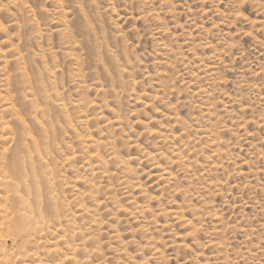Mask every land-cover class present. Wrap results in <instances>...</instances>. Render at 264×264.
<instances>
[{
    "label": "rangeland",
    "instance_id": "374dc122",
    "mask_svg": "<svg viewBox=\"0 0 264 264\" xmlns=\"http://www.w3.org/2000/svg\"><path fill=\"white\" fill-rule=\"evenodd\" d=\"M0 23V120L9 103L29 119L24 96L44 89L68 106L67 123L39 104L58 130L48 163L63 228L51 221L26 253L72 264L61 236L76 220L81 264H264V0H0ZM2 214L0 258L19 262Z\"/></svg>",
    "mask_w": 264,
    "mask_h": 264
},
{
    "label": "bare ground",
    "instance_id": "6f19581e",
    "mask_svg": "<svg viewBox=\"0 0 264 264\" xmlns=\"http://www.w3.org/2000/svg\"><path fill=\"white\" fill-rule=\"evenodd\" d=\"M142 1V0H141ZM7 2V1H6ZM21 2V1H20ZM13 3V2H12ZM55 3V2H54ZM138 3V2H137ZM9 4V3H8ZM14 4V3H13ZM12 4V6H13ZM6 6V5H5ZM9 6V5H8ZM55 6V5H54ZM18 8V7H17ZM8 9V8H7ZM59 13V12H58ZM115 13V12H114ZM61 15V14H60ZM64 16V15H63ZM61 17V16H60ZM239 18V17H238ZM236 19V18H235ZM60 21V20H59ZM63 21V20H62ZM61 22V21H60ZM59 22V23H60ZM1 24V23H0ZM15 24V23H14ZM36 24V23H35ZM12 25V24H11ZM18 26V25H17ZM34 26V25H33ZM36 26V25H35ZM37 28V27H36ZM38 29V28H37ZM61 33V32H60ZM67 35V34H66ZM34 36V35H33ZM120 36V35H119ZM69 37V36H68ZM121 37V36H120ZM67 38V37H66ZM68 39V38H67ZM115 40V39H114ZM122 40V39H121ZM68 41V40H67ZM97 41V40H96ZM105 42V41H104ZM92 43V42H91ZM118 43V42H117ZM101 44V43H100ZM95 45V44H94ZM97 46V45H96ZM109 47V46H108ZM98 48V47H97ZM98 50V49H97ZM103 50V49H101ZM67 51V50H66ZM117 51V50H116ZM51 52V51H50ZM64 52V51H63ZM97 52V51H96ZM20 53V52H19ZM55 53V52H54ZM103 53V52H102ZM108 53V52H107ZM114 53V52H113ZM18 54V53H17ZM99 54V53H98ZM110 54V53H109ZM53 55V54H52ZM55 55V54H54ZM73 55V54H72ZM103 55V54H102ZM124 55V54H123ZM18 56V55H17ZM40 56V55H39ZM119 56V54H118ZM122 56V55H121ZM99 57V56H98ZM111 57V56H110ZM125 57V55H124ZM15 58V57H14ZM23 58V57H22ZM48 58V57H47ZM50 58V57H49ZM53 58V57H52ZM100 58V57H99ZM121 58V57H120ZM127 58V57H126ZM29 59V58H28ZM98 59V58H97ZM114 62H117V58H113ZM119 59V58H118ZM128 59V58H127ZM65 60V59H64ZM103 60V59H102ZM116 60V61H115ZM20 61V60H19ZM53 61V60H51ZM124 61V60H123ZM32 62V61H31ZM22 63V62H21ZM74 63V62H73ZM82 63V62H81ZM19 64V63H18ZM104 65V63H102ZM118 64V63H117ZM7 65V64H6ZM55 65V64H54ZM81 66V65H80ZM115 66V65H113ZM117 66V65H116ZM124 66V65H123ZM49 68V67H48ZM82 68V67H81ZM104 68V67H103ZM100 69V68H99ZM110 69V67H109ZM48 70V69H47ZM51 70V69H50ZM99 71V70H98ZM97 71V72H98ZM122 71V70H121ZM120 71V72H121ZM21 72V71H20ZM44 72V71H43ZM108 72V71H107ZM123 72V71H122ZM127 72V71H126ZM27 74V73H25ZM23 74V75H25ZM39 74V73H38ZM83 74V73H82ZM86 74V73H85ZM110 74V73H109ZM112 74V73H111ZM122 74V73H121ZM73 75V73H72ZM107 75V74H106ZM120 75V74H119ZM28 76V75H27ZM32 76V75H31ZM46 76V75H45ZM53 76V75H52ZM88 76V75H87ZM100 76V75H99ZM111 76V75H110ZM51 77V76H50ZM121 77V75H120ZM23 78V77H22ZM86 78V77H85ZM100 78V77H99ZM125 78V77H124ZM23 84L25 85L26 83H28V77L26 79V77L23 78ZM37 79V77H36ZM101 79V78H100ZM104 79V78H103ZM131 79V78H130ZM40 80V79H39ZM38 80V81H39ZM99 80V79H98ZM117 80V79H116ZM48 82V81H47ZM87 82V81H86ZM110 82V81H109ZM31 83V82H29ZM112 83V82H111ZM118 83V82H117ZM3 84V83H2ZM20 84V83H19ZM35 84V83H34ZM56 84V83H55ZM31 85V84H30ZM41 85H43L42 81L36 82V86L37 89L40 90L41 89ZM87 85V84H86ZM113 85V84H112ZM115 85V84H114ZM29 86V85H27ZM85 86V85H84ZM110 86V85H109ZM30 87V86H29ZM32 87V85H31ZM58 87V85H57ZM86 87V86H85ZM111 87V86H110ZM126 87V86H125ZM129 87V86H128ZM131 87V86H130ZM129 87V88H130ZM36 88V87H35ZM94 88V87H93ZM102 88V87H100ZM10 89V88H9ZM12 89V88H11ZM33 89V88H31ZM90 89V88H89ZM92 89V88H91ZM103 89V88H102ZM105 89V88H104ZM57 90V89H56ZM60 90V89H59ZM93 90V89H92ZM98 90V89H97ZM132 90V89H131ZM33 90H31L32 92ZM35 91V90H34ZM44 95L41 97L39 96V98H41L40 101H42L44 104H46L48 107L49 105H51L54 109L58 110L64 117L66 122L68 123V117H67V111H68V106L66 107V105L64 103H59V102H53V97L52 95H49L48 89H44ZM53 91V90H51ZM96 91V90H95ZM100 91V90H99ZM126 91V90H125ZM128 91V90H127ZM129 92V91H128ZM131 92V91H130ZM133 92V91H132ZM29 93V92H28ZM42 92L40 91V94ZM52 93V92H51ZM55 93V91H54ZM58 93V92H57ZM99 93V92H97ZM56 94V93H55ZM53 94V95H55ZM7 95V94H6ZM105 95V94H104ZM108 95V94H107ZM106 95V96H107ZM4 96V95H2ZM123 96V95H122ZM8 97V96H7ZM116 97V96H115ZM4 98V97H3ZM10 98V97H9ZM37 98V97H36ZM35 98V99H36ZM64 98V97H63ZM106 98V97H103ZM5 99V98H4ZM11 99V98H10ZM23 99V98H22ZM24 99L26 100L25 102V106L26 108H28V113H29V119H24L23 115L21 113H18L16 111H14V107L12 104H6L4 106L6 113L9 115L8 118L12 117V122L15 124H18V126L20 125V131L18 130V134H15L14 136L16 137L17 141V147L10 150V149H5L4 152L0 153V215L1 213H5L10 214L11 218L7 220L11 221L12 224V230L10 232V236L13 238V242L12 244H14V246L11 244V246L14 247L15 251L17 250H22L19 252L20 258H19V262L18 261H13L11 258H7L8 257V253L6 252L5 248L3 249V245L1 246L3 249V256H1L0 258V264H44L40 258L38 259V255L36 253L30 255L28 253H26V245L27 243L30 241V238H39V237H44L46 236L48 233H51V225L54 223L51 221H55L57 222L56 224H58L57 227H62L63 225L61 224L62 222V210L59 206V203H61L59 201V196H57V192L55 191V186L56 183L58 184V182L56 181V178L54 176V171L53 168H50L49 165V161H48V157L50 155H52V153L56 150L58 146V130H57V125L56 123H54V121L52 120V113H51V109L50 108H46L43 109L41 108L40 101L39 100H35L34 96L32 94H28L24 96ZM62 99V98H61ZM109 100V99H108ZM116 100H120V99H116ZM136 100V99H134ZM6 101V100H5ZM39 101V102H38ZM64 101V100H63ZM142 101V100H141ZM9 102V101H8ZM136 102V101H135ZM108 103V102H106ZM105 103V104H106ZM114 103V102H113ZM5 104V103H4ZM85 104V103H84ZM83 104V106H84ZM42 105V103H41ZM74 105V103H73ZM76 105V104H75ZM112 105V104H111ZM116 105V104H115ZM17 106V105H16ZM77 106H79L77 104ZM81 106V105H80ZM109 106V104H108ZM107 106V107H108ZM147 106V105H146ZM85 107V106H84ZM3 108V109H4ZM79 108V107H78ZM111 108V106H110ZM117 108V106H116ZM77 109V107H76ZM100 109V108H99ZM107 109V108H106ZM118 109V108H117ZM79 110V109H78ZM101 110V109H100ZM108 111V110H107ZM112 112V111H111ZM121 112V111H120ZM172 112V111H170ZM169 112V113H170ZM122 113V112H121ZM5 114V113H4ZM98 114H101L98 112ZM171 114V113H170ZM2 114H0L1 117ZM123 116V114H121ZM97 116V115H96ZM7 117V116H6ZM5 117V118H6ZM9 118V119H10ZM70 118V117H69ZM123 120V119H120ZM76 121V120H75ZM119 121V120H117ZM12 122H7V118L6 121H2L0 120V137L3 138V142H7L9 144V141L12 138L9 137H5V136H9L11 134V123ZM28 122H30L29 124H27ZM85 122V121H84ZM120 122V121H119ZM175 122V121H174ZM82 123V121H81ZM108 123V122H107ZM122 123V122H121ZM184 123V122H183ZM32 124L34 126V128H37V130H39L42 134L41 138L42 140H38L36 139L30 132V128L28 125ZM118 124V122H116V125ZM75 126V125H74ZM120 126V125H118ZM108 127V126H107ZM184 127V126H183ZM122 128V127H119ZM18 129V128H16ZM75 129V128H74ZM114 129V128H113ZM183 129V128H182ZM109 130V129H108ZM123 130V129H122ZM125 130V129H124ZM75 131V130H74ZM77 131V130H76ZM75 131V132H76ZM110 131V130H109ZM64 132V131H63ZM17 133V132H16ZM77 133V132H76ZM170 133V132H168ZM85 134V133H84ZM106 134V133H105ZM110 134V132H109ZM173 134V133H172ZM77 135V134H76ZM149 135V134H148ZM13 136V135H12ZM104 136V135H103ZM107 136V135H106ZM117 136V135H116ZM158 136V135H157ZM166 136V135H165ZM176 136V135H175ZM180 136V135H179ZM170 137V136H169ZM168 137V138H169ZM183 137V135H182ZM81 138V137H80ZM79 138V139H80ZM102 138V137H101ZM166 138V139H168ZM172 138V137H171ZM178 138V137H177ZM105 139V138H104ZM107 139V138H106ZM118 139V138H117ZM161 139V138H160ZM176 139V138H175ZM87 140V138H86ZM119 140V139H118ZM163 140V139H161ZM170 140V139H169ZM179 140V138H178ZM181 140V139H180ZM216 140V139H215ZM14 141V140H13ZM71 141V140H70ZM107 142V140H105ZM110 141V140H109ZM167 141V140H166ZM171 142V141H170ZM6 143V144H7ZM80 143V142H79ZM134 143V142H133ZM174 143V142H172ZM179 143V142H178ZM111 144V143H110ZM167 144V143H165ZM187 144V143H185ZM93 145V147H92ZM101 144H99V142H91L90 145H88L91 149L94 148V146H99ZM105 145V144H102ZM112 145V144H111ZM169 145V144H168ZM181 145V144H180ZM189 145V144H188ZM68 146V145H67ZM108 146V145H106ZM165 146V145H164ZM87 147V146H86ZM88 147V148H89ZM100 147V146H99ZM169 147V146H167ZM60 148V147H59ZM58 148V149H59ZM62 148V147H61ZM67 148V147H66ZM84 148V147H83ZM101 148V147H100ZM105 149V147L102 146V149ZM178 148V146H177ZM63 149V148H62ZM73 149V148H72ZM95 149V148H94ZM111 149V147H110ZM186 149V148H185ZM77 150V149H76ZM112 150V149H111ZM114 150V149H113ZM182 150V149H181ZM88 151V150H87ZM110 151V150H109ZM108 151V152H109ZM172 151V150H171ZM75 152V151H73ZM97 152V151H96ZM95 152V153H96ZM178 152V151H177ZM84 153V152H82ZM94 152L91 151V154H93ZM94 153V154H95ZM98 153V152H97ZM97 153L94 155L95 158H97ZM107 153V152H106ZM113 153V152H111ZM175 153V152H174ZM86 154V153H85ZM176 154V153H175ZM79 155V154H78ZM90 155V154H89ZM148 155V154H147ZM150 155V154H149ZM72 156V155H71ZM81 156V155H80ZM83 156V155H82ZM102 156V155H101ZM113 156V155H112ZM111 157V155H110ZM116 157V155H115ZM118 157V156H117ZM116 157V158H117ZM74 158V157H73ZM91 158H93L91 156ZM99 158V157H98ZM97 158V159H98ZM100 159V158H99ZM120 159V158H119ZM186 159V158H184ZM189 159V158H188ZM69 160V159H68ZM87 160V158H86ZM94 160V158H93ZM101 160V159H100ZM182 160V159H181ZM187 160V159H186ZM72 161V160H70ZM69 161V162H70ZM122 161V160H121ZM149 161V160H148ZM177 161V160H176ZM184 161V160H183ZM68 162V161H67ZM89 162V161H88ZM87 162V163H88ZM96 162V161H95ZM99 162V161H98ZM171 162V161H170ZM101 164H99L100 166L106 165L105 162H100ZM168 163V162H167ZM189 163V162H188ZM53 164V163H52ZM86 164V163H85ZM127 164V163H126ZM195 164V163H194ZM212 164V162H211ZM102 165V166H103ZM120 165V163H119ZM128 165V164H127ZM167 165V164H166ZM193 165V164H192ZM94 166V165H93ZM97 166V165H96ZM154 166V165H153ZM161 166V165H159ZM174 166V164H173ZM191 166V165H190ZM87 167V166H85ZM90 167V166H89ZM88 167V168H89ZM99 167V166H98ZM105 167V166H104ZM112 167V166H110ZM195 167V166H194ZM198 167V164H197ZM121 168V167H120ZM155 168V167H154ZM169 168V167H168ZM181 168V167H180ZM104 169V168H103ZM100 169V173L101 174V170ZM127 169V168H126ZM165 169V168H164ZM176 169V168H175ZM183 169V168H182ZM86 170V169H85ZM89 170V169H88ZM91 170V169H90ZM89 170V171H90ZM93 170V169H92ZM91 170V171H92ZM112 170V169H111ZM192 170V169H190ZM106 171V170H105ZM194 171V170H193ZM95 172V170H94ZM107 172V171H106ZM96 173V172H95ZM104 171H102V176H103ZM109 173V172H107ZM106 173V174H107ZM163 173V172H162ZM94 174V173H93ZM98 174V173H97ZM105 174V173H104ZM187 174V173H186ZM56 175V173H55ZM91 175V174H90ZM163 175H169L167 173V170H164ZM172 175V174H171ZM94 176V175H92ZM158 176V175H156ZM105 177H107L105 175ZM108 178V177H107ZM110 178V177H109ZM159 178V177H158ZM172 178V176H171ZM170 178V179H171ZM174 179V178H172ZM107 180V179H106ZM109 180V179H108ZM161 180V179H160ZM163 180V178H162ZM173 181V180H172ZM83 183V182H82ZM87 183V182H86ZM166 183V182H165ZM93 184V183H92ZM91 184V185H92ZM100 184V183H99ZM127 184V183H126ZM124 184V185H126ZM90 185V189L92 190V186ZM109 185V184H108ZM61 186V185H60ZM133 186V185H132ZM136 186V185H134ZM138 186V185H137ZM172 186V185H171ZM169 187V186H168ZM58 188V187H57ZM56 188V189H57ZM73 188V187H72ZM89 188V187H88ZM99 188V186H98ZM103 189V188H102ZM101 189V190H102ZM128 189V188H127ZM133 189V188H132ZM78 190V189H77ZM94 190V188H93ZM104 190V189H103ZM110 190V189H109ZM108 190V191H109ZM93 192V191H92ZM96 193V187H95V191ZM104 192V191H103ZM89 193V192H88ZM98 193V192H97ZM107 193V192H106ZM57 194V195H56ZM91 194V193H90ZM102 194V193H101ZM105 194V193H104ZM108 194V193H107ZM79 195V194H78ZM144 195V194H143ZM92 195V199H93ZM97 196V195H96ZM105 196V195H104ZM102 197V195H101ZM109 197V196H108ZM103 198V197H102ZM79 199V198H78ZM117 199V198H116ZM94 200V199H93ZM99 200V199H97ZM96 200V201H97ZM81 201H83L81 199ZM110 201V200H109ZM113 201V200H112ZM111 201V202H112ZM59 202V203H58ZM117 202V201H116ZM84 204V203H82ZM81 204V205H82ZM98 204V201H97ZM108 204V203H107ZM61 206L62 203L60 204ZM99 205V204H98ZM105 205V202H104ZM111 205V204H110ZM109 206V205H108ZM81 207V206H80ZM92 207V206H91ZM102 207V206H101ZM100 207V208H101ZM63 208V207H62ZM82 208V207H81ZM115 208V206H114ZM121 208V207H120ZM136 208V207H135ZM139 208V207H138ZM122 209V208H121ZM141 209V207H140ZM119 210V208H118ZM143 210V209H142ZM65 211V210H63ZM80 211V210H78ZM83 214H88L89 210L86 208H82V210L80 211ZM96 211H94L95 214ZM115 212V211H114ZM134 212V211H133ZM136 212V211H135ZM138 212H141L140 210H138ZM197 212V211H196ZM64 213V212H63ZM91 213V212H90ZM89 213V215H90ZM109 213V212H108ZM121 213V212H120ZM179 212H177L178 214ZM199 214V212H197ZM2 214V215H3ZM65 214V213H64ZM93 214V213H91ZM134 214V213H133ZM165 214V213H164ZM195 214V213H194ZM88 217H92L89 216ZM112 214H110L111 216ZM139 215V214H138ZM179 215V214H178ZM183 214H181L182 216ZM100 216V215H99ZM115 217V216H114ZM198 217V216H197ZM215 217V215H214ZM64 218V216H63ZM83 218V217H81ZM95 218V217H94ZM2 220L1 223L4 222V220H6V217H2L0 218ZM99 219V218H98ZM134 219V218H133ZM137 219V218H136ZM139 219V218H138ZM95 220V219H93ZM114 220V218H113ZM8 221V224H9ZM63 221H65L63 219ZM76 221V220H75ZM70 221L69 223V227H67L68 229H73V231L75 232V222ZM98 221V220H97ZM103 221V220H102ZM101 221V222H102ZM95 222V221H94ZM54 223V225H56ZM64 224V223H63ZM72 224H74V226H72ZM94 224V223H93ZM120 224V223H119ZM2 225V224H1ZM0 225V236L2 237L3 235V230L1 228ZM4 225V224H3ZM53 225V226H54ZM68 225V224H66ZM65 227V226H64ZM94 227V226H93ZM92 227V228H93ZM97 228V225L95 226ZM94 227V228H95ZM9 228V227H8ZM63 228V227H62ZM83 228V227H81ZM80 228V229H81ZM93 228V230H95ZM65 230L61 236L62 239H64L63 241L67 244L64 245L67 246V250L69 247V253L66 255H62L65 260V263H72V264H81L80 260H77V252H78V246L73 245L72 237L75 236V233L73 234V231L69 230L68 231ZM79 229V228H78ZM79 229V230H80ZM90 229V228H89ZM103 229V228H102ZM60 230V229H59ZM88 230V229H87ZM98 230V229H97ZM112 230V228H111ZM57 231V229H56ZM63 231V230H62ZM96 231V230H95ZM101 231V230H100ZM71 233L69 235H71L69 237L68 233ZM77 232H79L77 230ZM97 232V231H96ZM102 232V231H101ZM94 233V231L92 232ZM100 233V232H99ZM79 234V233H78ZM80 234L81 231H80ZM79 234V235H80ZM116 234V233H115ZM60 235V234H59ZM76 235V236H79ZM84 235V234H83ZM100 235V234H99ZM39 236V237H37ZM75 236V237H76ZM82 236V235H81ZM71 238V239H70ZM85 238V237H84ZM94 238V237H93ZM96 239V238H95ZM58 240V239H57ZM74 240V239H73ZM99 240V239H98ZM96 241V240H95ZM76 242V241H75ZM59 243V242H58ZM97 243V242H96ZM57 244V241H56ZM56 246V245H55ZM81 247V245H80ZM93 247V246H92ZM103 247V245H102ZM94 248V247H93ZM12 248V250H14ZM54 251V250H53ZM52 251V253H53ZM63 251V250H62ZM80 251V250H79ZM85 251V250H84ZM47 252V251H46ZM51 252V251H49ZM55 252V251H54ZM93 252V251H92ZM51 253V254H52ZM79 253V252H78ZM82 253V252H81ZM97 253V252H96ZM44 254V253H43ZM49 254V253H48ZM48 254L45 253V256ZM55 254V253H54ZM52 254V255H54ZM94 254V253H93ZM89 255V254H88ZM239 256V255H238ZM241 256V255H240ZM37 257V258H36ZM53 257V256H52ZM54 257H56L54 255ZM58 257V254H57ZM91 257V256H90ZM242 257V256H241ZM240 257V258H241ZM79 258V257H78ZM88 258V257H87ZM244 258V257H243ZM81 259V258H80ZM83 259V258H82ZM43 260V259H42ZM62 261V259H60ZM155 260V259H154ZM228 260H226L225 263H227ZM60 262V261H59ZM223 262V261H222ZM231 263V262H230ZM63 264V263H61ZM84 264V263H83ZM101 264V263H100ZM214 264V263H213ZM228 264V263H227Z\"/></svg>",
    "mask_w": 264,
    "mask_h": 264
}]
</instances>
